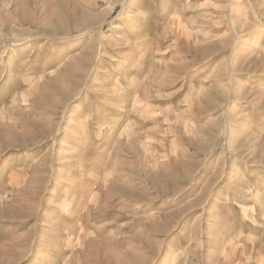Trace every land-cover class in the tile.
I'll list each match as a JSON object with an SVG mask.
<instances>
[{
	"label": "rangeland",
	"instance_id": "rangeland-1",
	"mask_svg": "<svg viewBox=\"0 0 264 264\" xmlns=\"http://www.w3.org/2000/svg\"><path fill=\"white\" fill-rule=\"evenodd\" d=\"M0 264H264V0H0Z\"/></svg>",
	"mask_w": 264,
	"mask_h": 264
}]
</instances>
